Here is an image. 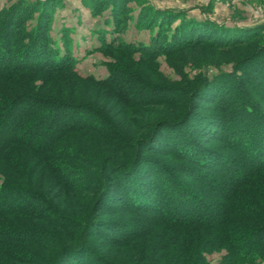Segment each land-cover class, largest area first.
<instances>
[{
    "label": "trees",
    "instance_id": "16d2710c",
    "mask_svg": "<svg viewBox=\"0 0 264 264\" xmlns=\"http://www.w3.org/2000/svg\"><path fill=\"white\" fill-rule=\"evenodd\" d=\"M123 10L99 78L46 2L0 7V264H264V23L153 9L138 42Z\"/></svg>",
    "mask_w": 264,
    "mask_h": 264
},
{
    "label": "rangeland",
    "instance_id": "374dc122",
    "mask_svg": "<svg viewBox=\"0 0 264 264\" xmlns=\"http://www.w3.org/2000/svg\"><path fill=\"white\" fill-rule=\"evenodd\" d=\"M17 0H0V7L10 6ZM35 1V0H31ZM46 2L52 13L49 35L55 45L65 49L76 57L78 69L84 74H93L99 78L108 75L107 62L109 58L101 52L103 32L110 37L113 29L111 11L113 7L124 8L120 24V39L128 41H148L157 30V25L151 28L145 19L141 27H137L140 16L150 14L153 9L173 10L183 13L184 17L204 20L209 18L219 25L230 28L250 27L264 23V0H39ZM38 13L27 23L31 28L38 22ZM180 20L176 22L179 23ZM175 25V24H174ZM242 30L239 31V33ZM241 34V33H240ZM226 59V57H224ZM18 60L14 59L13 62ZM161 68L173 78L179 76L170 68L164 57H160ZM224 69L230 70L231 63L224 64ZM209 73H217L215 67L209 68ZM257 82V80H256ZM127 84V83H125ZM264 89V83H258ZM251 91V87H248ZM135 94L145 96V93L135 89ZM160 94V92H156ZM264 104V103H263ZM205 104L202 103L201 113L205 112ZM212 108L210 109V111ZM206 113V112H205ZM251 126V124H249ZM188 177L185 180L189 182ZM209 180V179H208ZM221 254L210 255L212 264H218Z\"/></svg>",
    "mask_w": 264,
    "mask_h": 264
}]
</instances>
